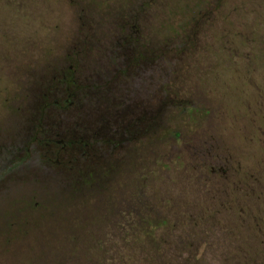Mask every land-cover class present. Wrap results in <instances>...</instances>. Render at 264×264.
Here are the masks:
<instances>
[{
  "label": "rangeland",
  "instance_id": "1",
  "mask_svg": "<svg viewBox=\"0 0 264 264\" xmlns=\"http://www.w3.org/2000/svg\"><path fill=\"white\" fill-rule=\"evenodd\" d=\"M256 88L264 0H0V264H264Z\"/></svg>",
  "mask_w": 264,
  "mask_h": 264
},
{
  "label": "trees",
  "instance_id": "2",
  "mask_svg": "<svg viewBox=\"0 0 264 264\" xmlns=\"http://www.w3.org/2000/svg\"><path fill=\"white\" fill-rule=\"evenodd\" d=\"M69 73H70V70H68L67 74H65V76L61 78V84L67 92V97L70 98L71 96L74 95V89L77 88V85L74 83L73 77H70ZM38 144L44 148L50 147V149L55 148L58 150L63 148L69 151H72V150L75 151L77 158L67 160L66 162L69 172L72 171L75 178L80 179V182L79 181L76 182L77 180L74 182L76 183L74 187L79 186L81 188H84V187L89 188L92 185L93 180L90 181L91 180L90 176L93 174V169L91 167V163L90 164L86 163L87 156L85 153V150H87L89 146L88 143L83 142L81 140L68 139L63 143L61 142L60 144L58 142H53L52 140L43 139V140L38 141ZM71 154L73 155V152ZM55 160H57L56 157L54 158V160H51V162L55 163ZM71 160H73L74 162H72ZM56 164H57V161H56ZM69 164H72V166ZM19 166H20V163H17V164H13L12 167L6 169L3 173L0 174V181ZM86 175H88L87 178H85Z\"/></svg>",
  "mask_w": 264,
  "mask_h": 264
},
{
  "label": "flooded vegetation",
  "instance_id": "3",
  "mask_svg": "<svg viewBox=\"0 0 264 264\" xmlns=\"http://www.w3.org/2000/svg\"><path fill=\"white\" fill-rule=\"evenodd\" d=\"M70 69V68H69ZM70 77H73V81L75 83V79H74V72H72V69H70ZM65 76V74H64ZM63 76V77H64ZM62 78V77H61ZM60 83H61V80H60ZM253 89V88H252ZM257 91H261V88L259 90V88H256V92ZM261 92H264V89H262ZM68 104V101H65L64 103H62L61 105H59L57 102L54 103V106L57 107V105L61 108H64L66 107ZM252 104H248V107H251ZM59 110V108H56ZM264 110V109H263ZM258 111L264 115V111L260 110L259 108H257V110H252L251 113L249 115H243V118H247L248 121H249V124L252 126L253 123H257V124H261L262 125V129H263V137H264V116H261L260 117H257V115L259 114ZM239 112H236V118H238ZM242 116V115H241ZM235 118V119H236ZM261 122V123H260ZM242 131V128L241 130ZM227 155V152L226 151H221L218 155H217V170L215 169H212V173H216L217 171V177L220 178V179H224L226 180L229 176L230 177H235L236 176V166L233 165V163L229 162V157L226 156ZM231 158V157H230ZM234 184H236V182H233ZM248 188V187H247ZM248 200V203L252 200H255V202H257L258 205H260L258 202L260 200V198H249L247 199ZM262 204V211H263V216H264V198H263V201L261 202Z\"/></svg>",
  "mask_w": 264,
  "mask_h": 264
}]
</instances>
